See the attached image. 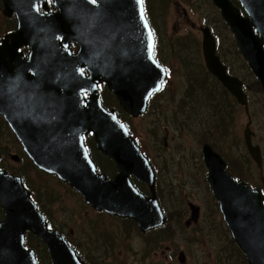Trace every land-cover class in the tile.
Masks as SVG:
<instances>
[{
    "label": "water",
    "instance_id": "water-1",
    "mask_svg": "<svg viewBox=\"0 0 264 264\" xmlns=\"http://www.w3.org/2000/svg\"><path fill=\"white\" fill-rule=\"evenodd\" d=\"M211 1L264 92V0H237L245 15L231 0ZM53 2L57 12L40 13L37 4L46 9L44 0H3V14L14 13L17 24L0 44V115L33 164L56 175L95 210L131 218L142 232L159 226L165 219L156 199L153 169L114 110L101 105L95 82H105L131 116L142 114L151 93L160 89L166 73L153 58L154 38L143 3ZM201 33L207 71L247 113L242 81L227 73L209 27H202ZM70 42L76 52L70 51ZM21 46L28 47L26 57ZM89 132L96 148L115 164L117 173L111 180L97 172L87 154L83 136ZM252 135L249 120L244 142L261 168L260 147L252 144ZM201 155L206 180L232 238L248 264H264L261 191L229 175L225 161L209 144L202 146ZM12 158L18 160L16 155ZM130 176L144 182L149 195L139 192ZM261 181L264 188V177ZM0 206V264H39L34 251L24 246L26 231L45 243L51 264H85L60 233L47 227L22 177L0 170ZM190 210L196 222L198 209L190 204ZM178 261L184 262L182 252Z\"/></svg>",
    "mask_w": 264,
    "mask_h": 264
},
{
    "label": "rangeland",
    "instance_id": "rangeland-1",
    "mask_svg": "<svg viewBox=\"0 0 264 264\" xmlns=\"http://www.w3.org/2000/svg\"><path fill=\"white\" fill-rule=\"evenodd\" d=\"M148 6L152 22L159 32L161 55L167 63L169 77L163 92L153 99L159 100L158 106L161 109L151 110V104L142 115L133 118L128 116L129 126L141 148L148 151L153 163L159 169V186L165 211L169 212L170 217L175 221L179 217L175 216L178 206H184L183 203L189 199L201 208L200 223L189 229H173L167 223L164 227L155 230V233L148 231L142 234L133 224L123 220L125 218H116L91 209L67 185L57 183L56 178L32 169L26 162L28 159L22 152L20 144L1 117L0 148L2 149L0 151L3 154L0 167L26 178L30 188L36 191L42 209L50 215L55 228L66 234L78 247L87 264H180L179 251L185 253L184 264H242L241 258L233 256L230 247L222 240L225 237L222 230L226 226L217 204L203 183L205 172L201 165L197 164V160H191L186 165L185 175L174 176V171L171 172V159L174 160L179 154L189 156L200 153V144L191 142L181 135L173 138L170 128L169 136L166 137V146L161 140L165 136L166 121L174 105L173 99L182 92L185 83L189 85L192 79L200 85L198 88L202 90H213L218 87L209 73H206L209 78L202 79L195 63V57H202L199 50L203 26L212 27L215 33L221 36L219 51L222 48L225 49V56L233 62L238 76L246 78L248 87L255 77L236 51L231 33L223 27L218 10L209 0H148ZM3 29L0 27V36L3 34ZM248 89L252 92L249 93V113L251 130L254 132L253 142L260 145L264 158V93L250 87ZM235 110L228 131L223 135L231 145L232 140L236 145H225L218 133L215 134L219 141L216 142L217 146L226 154V157L232 160V165L235 155L244 156L245 147L243 142L242 145L239 142L242 141L241 134L243 136V129L247 122L243 108H235ZM206 119L209 118L206 117ZM178 141L183 142L179 148L176 147ZM156 153H161L164 157L166 165L164 171L161 170L159 160L155 158ZM13 155H19L20 160L15 162ZM95 158L106 168L105 162L98 155ZM195 162L197 166L193 165L195 168L193 170L192 163ZM249 163L250 169L247 176L254 181L255 186H260L258 177L264 176V164L261 169H258L253 160ZM43 190L52 193L54 197L52 201L47 200ZM3 215L0 208V219ZM188 215L189 211L184 218ZM204 216L205 223H201ZM181 225L183 227V224ZM168 233L179 234L174 236V245L170 244ZM147 237L162 239L163 243L159 240L156 244V240ZM189 237L190 240L187 239ZM34 243L42 259L44 255L48 257L35 241ZM171 245L176 248L175 252H172ZM168 246H170L169 249H167Z\"/></svg>",
    "mask_w": 264,
    "mask_h": 264
},
{
    "label": "flooded vegetation",
    "instance_id": "flooded-vegetation-1",
    "mask_svg": "<svg viewBox=\"0 0 264 264\" xmlns=\"http://www.w3.org/2000/svg\"><path fill=\"white\" fill-rule=\"evenodd\" d=\"M44 1H45L46 9H44L41 6L40 3L37 4V9H38V11L40 13H51V12L55 13V12H57V7H56V5H54L53 0H44ZM3 9H4L3 0H0V17L2 19V21L0 22V27L4 28L3 29V34H2V36H0V42H1L2 37L6 33H9L11 31L15 30V28H16L15 14L12 13L10 16H6L5 14H3ZM145 9H146V15L148 16L150 23L153 24V27H151V28H152V30L154 32V35H155V38H156L157 34L155 32V26H154V23L152 22L151 13H150V9H149L148 4L146 5ZM157 32H158V29H157ZM158 36H159V32H158ZM214 36H215V39H216L215 41H216V52H217V55L219 56L221 62L226 67L227 73L232 75V76L238 77L242 81V87H243V90H244V92L246 94V105H247V112L248 113L246 114V112H245V106L244 105H240L238 103V101L236 100V98L233 95H231L223 87V85L207 71V69L205 67V64H204V61H203L202 51H201V48H200L199 52H200L202 57L201 58L198 57V56L195 57V63L197 65V67H198L200 75H201L202 79L205 80V79L209 78L207 76V74L209 73L210 76L212 77V79H214V81L218 84V88H215L213 90H208V91H211V92H208V91H205V90H202V92H195L194 90L190 91L189 89H187L186 92H183V90H182V92H179L177 94V96H175L174 99H173V104L174 105L172 107V110H174V108H176L177 105H181V104H183V109L181 110V112H177V114H173V111L170 110L169 117L167 118V121H166L167 125L165 127V136H164L163 140H161V141L163 142V145L166 146V142H167L166 141V137L169 136V130L168 129L170 128L171 131H172L171 134H172L173 138L176 135L185 136L191 142L200 144V150H201V147L204 145V143H208L211 146L212 149H214L215 151L220 152V155L227 161L226 154H224L219 149L216 150L215 147L212 145V144H216V142H219L217 140V138L212 136L213 133H210L209 131L208 132L206 131V129H212V126H213V119L209 115V112L212 113V112L216 111L217 108L219 110H221L222 104H223V102H225L227 104L228 108H230L231 110H234V113L236 112L235 108H243V111H244L245 115L247 116V122L249 120L251 122L250 113H249V107H250V104H249L250 103L249 93H252V92H249V89H248L249 87L246 84V82H247L246 78L242 77V76H238V72H236L234 70L233 62L225 56V53H226L225 49L222 48L221 51H219L220 42H218L217 36L215 35V32H214ZM75 46L76 45L74 43H72V42H70L68 44V47H69V49L71 51H75V49H76ZM160 46H161V44L158 43L154 47L155 59L160 64L164 65L166 67V70L169 72V69L167 67V63L162 58ZM22 49L26 50L27 48L25 46H23ZM97 86H98V92L100 93V98H101L102 104L105 105L108 102L110 104L108 106L109 109L112 108V109H114L116 111V113H118L117 108L119 107L120 110L122 111V109H121L116 97L111 93L109 88L104 83H98ZM196 86H200V85L198 83H196L192 79H190L189 85L185 83V88L186 87L187 88H189V87H193L194 88ZM205 92L209 93V95L206 94ZM223 92H227V95H224ZM154 96H155V93L150 95V97L148 99L147 108L149 107V104L150 105L152 104L151 105L152 106L151 110H153V109L154 110L155 109L159 110V109H161L160 106H158L159 100L158 101H154L153 100ZM154 112L156 113V111H154ZM123 113L125 115H127V119L126 120L129 121L128 120V116L130 117L131 115H129L127 112H123ZM234 113H233V116H234ZM119 116L120 115L118 113V118L120 119ZM206 117H208L209 119H206ZM247 122L245 123V126H246ZM221 126H222V117H221V115H219L217 117V129H218L217 133H218V135L220 136L221 139H223L225 145L235 146L236 144L234 143V140H232V145H231L230 142L225 140L224 135H223L224 133H223V130H222ZM228 128H229V126H228ZM250 128H251V124H250ZM129 130H131L130 127H129ZM241 138H242V141H240V142L241 143L243 142V146L245 147V151H247L246 145H245V142H244V138H243L242 134H241ZM253 138H254V136L252 137V140H253ZM84 141H85L86 147L88 148V152L90 153V155L92 154V158H94L98 154V157L102 161L105 162L106 167H108L111 170V173L114 174L115 173L114 163L109 158H107L104 155H102V153L96 148L95 142H94V138L92 137V135L89 134L85 138ZM182 145H183V142H180V141L176 142V147L177 148L181 147ZM163 147H162V149H163ZM247 153H248V151H247ZM155 158H157L159 160L160 166H161V170L164 171L166 169V165L164 164V161H165L164 157L161 155V153H156L155 154ZM191 160H197V164L201 165L202 170L203 171L206 170L204 164L202 163L201 151H200V153L190 154L189 156H188V154H179V155H177L174 158V160L173 159L170 160V162H171V168L170 169H171V172L174 171L173 175L174 176H177L178 174L179 175H185L186 174V165ZM197 164H196V162L192 163V168H193V165L197 166ZM154 166H155V170H156V172H155V191H156L157 197L159 199H161V191H160V186H159L160 185V183H159V169H158L157 165H154ZM193 170H195V168H193ZM261 176L262 175H260L258 178L260 179ZM203 183L205 184L204 180H203ZM214 201H215V203L218 206V203L216 202V200H214ZM192 203L193 202L190 201L189 199H187L185 201V203H183L184 204V206H182L183 207V211H180V213L177 215L179 217H177L175 215L178 218L175 221L173 220L172 217H169L170 214L168 213V217L166 216V223H167V220H168V226H170L173 229H175V228H177V229H183V228L184 229H189V228L197 226V224L200 223L199 222V218H200L201 208H200V206L198 204L195 203L196 204L195 205V204H192ZM187 204H189V205L192 204V205L197 207V209H198V217L196 219V222H194V221H192L190 219V215H188L187 218H184L185 214L188 212ZM166 213H167V211H166ZM180 216H182V217H180ZM204 218H205V216L202 218L201 223H205L204 220H203ZM221 218H222V216H221ZM181 224H183V227H182ZM162 227L163 226L158 227L156 229H160ZM137 230H138V228H137ZM154 233H155V231H154ZM176 234H178V233L169 234L170 244H172V245H174L173 244V239H174V236ZM147 238L151 239V240H156V244L159 242V239H157L155 237H147ZM187 239L190 240V237L187 238ZM169 248H170V246L167 247V249H169ZM171 249H172V252H175V250H176V248H174L173 246H172ZM182 252H183V254L185 256L184 251H182ZM172 254H174V253H172Z\"/></svg>",
    "mask_w": 264,
    "mask_h": 264
},
{
    "label": "trees",
    "instance_id": "trees-1",
    "mask_svg": "<svg viewBox=\"0 0 264 264\" xmlns=\"http://www.w3.org/2000/svg\"><path fill=\"white\" fill-rule=\"evenodd\" d=\"M222 25H223V27L225 29L227 28L226 25L223 22H222ZM246 84L248 85V81L246 82ZM198 87H200V86H196L194 88L193 87H189V88L186 87V88L183 89V92H186L187 89H189L190 91L194 90L195 92H202V89H200ZM249 87L252 88L255 91H261L260 85H259V83H258V81L256 79L252 80V83L249 84ZM205 91H208V90H205ZM208 92H211V91H208ZM205 93L209 95V93H207V92H205ZM223 93H224V95H227V92H223ZM107 104H105L106 107H108L110 105L108 102H107ZM182 109H183V104L177 105V107L174 108V110H172L173 114H177V112H181ZM117 110H118V113L120 115L119 116L120 120H122V121L126 120L127 117L120 110L119 107L117 108ZM233 113H234V110H231L230 108H228L227 104L225 102H223L221 110H219L217 108L216 111H214L212 113L209 112V115L213 119V126H212V129H206V131L207 132L209 131L210 133H213L212 136H214L216 138L215 134H217V131H218V129H217V117L219 115H221V117H222V126L221 127H222V130H223V133L225 134L228 131L229 124L232 122ZM240 144H241V142H240ZM212 145L215 147L216 150H218V149L221 150L220 147L217 146V144H212ZM1 149L2 148H0V150ZM263 161H264V158H263ZM249 162H252V160H251L249 154L247 153V151H245L244 156L235 155V159L233 161V165H232V160L229 157H227V169L232 175L235 176V178L242 179V180L246 181L247 183H249L252 186V185H254V181L250 180L248 178V176H247V173L249 172V169H250L249 165H248V164H250ZM28 164L31 167H33L30 163H28ZM106 169L107 170H105L103 168V171L106 172L108 177H111L112 176L111 170L108 167H106ZM56 182L57 183L59 182L60 184H62L59 180H57ZM136 184L138 185V188L140 189V191L146 192V187L144 186L143 183L136 182ZM31 191H32V193L34 195V198H35L36 202L40 206V201H39V198L37 197L36 191H34L33 189H31ZM43 193H44V196L47 197L48 201H52V198H54V197H52V193H47L46 190H43ZM160 201L163 203V201L161 199H160ZM179 206H181V205H179ZM178 210H180V208H178ZM179 213H180V211L176 212L175 215L177 216ZM167 217H168V215H167ZM167 223H168V220H167ZM222 232L225 234V237L222 240H224L225 244L230 247V251L233 253V256L241 258L242 264H247L245 262V260L243 259L244 256H243L242 252L239 250V248L234 243V241L230 238V235L228 233L227 228H224L222 230ZM146 235H148V234H146ZM31 239H33L32 242H31ZM159 240L161 241L162 239H159ZM34 241L37 243V245L39 246V248H41L42 251L46 252L44 244L36 236H33L30 233L26 234V245L28 247H31V248H33L35 250L36 256H37L38 259L40 258L42 264H49L50 263L49 258L44 255V257L42 259V257L40 256V251L35 248L36 246H35ZM162 243H163V240H162Z\"/></svg>",
    "mask_w": 264,
    "mask_h": 264
},
{
    "label": "snow or ice",
    "instance_id": "snow-or-ice-1",
    "mask_svg": "<svg viewBox=\"0 0 264 264\" xmlns=\"http://www.w3.org/2000/svg\"><path fill=\"white\" fill-rule=\"evenodd\" d=\"M92 3H97V0H91ZM143 3V0H141V4ZM141 18H143V11H141ZM82 71V70H81Z\"/></svg>",
    "mask_w": 264,
    "mask_h": 264
}]
</instances>
